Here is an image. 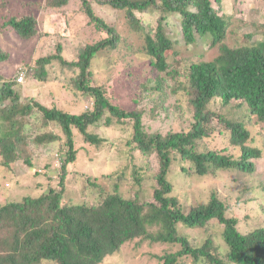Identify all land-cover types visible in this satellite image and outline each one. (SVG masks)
Returning <instances> with one entry per match:
<instances>
[{"label": "rangeland", "instance_id": "374dc122", "mask_svg": "<svg viewBox=\"0 0 264 264\" xmlns=\"http://www.w3.org/2000/svg\"><path fill=\"white\" fill-rule=\"evenodd\" d=\"M90 2L94 13L114 29L118 41L114 47L99 50L91 59L89 83L101 86L110 101L121 108L140 111L146 132L165 135L190 130L193 111L189 94L180 85L184 79L181 75L183 66L189 61L212 60L219 54V45L213 46L208 36L197 34L193 41H187L181 30L180 15L166 14L164 29L177 53L166 51L169 65L165 72L160 71L151 65L144 48V32L155 31L161 13L159 9L134 10L136 24L126 9H114L107 3L95 0ZM212 7L229 19L223 43L235 47L250 44L262 37L264 0H212ZM25 15L33 16L36 21L35 34L31 37L22 38L14 30L2 26L9 16ZM107 36L106 31L97 29L89 21L80 0H69L59 7L49 6L47 0H0V48L7 53V58L0 61V86L4 81H12V89L20 95L19 104L36 100L47 107L71 113L91 109L93 99L75 86L78 68L62 66L52 60L44 67L46 76L43 80L34 77L33 73L36 60L56 53L58 45L64 59L76 60L85 45ZM172 68L180 73L172 76V73H168ZM20 69L24 72V80L17 83ZM159 83L161 90H154ZM7 103H0V108L3 109ZM209 107L220 115L244 121L250 131L245 143L260 149L261 156L253 159V172L211 169L202 176L194 173L189 161L180 156L174 157L168 173L172 184L171 194L178 198L184 212L206 203L212 193L216 194L225 204L226 215L238 220L237 229L247 233L264 225V121L249 114L239 99L231 100L226 105L215 99ZM106 115L98 124L87 128V131L103 138L99 144L84 141L82 134L73 128L76 154L75 160L66 164L67 171L61 186L62 203L91 204L99 194L111 193L114 189L125 196L137 193L141 201L153 200L155 177L160 164L158 155L156 152L143 155L133 148L132 119L117 121L112 118L111 124L106 125ZM11 117L17 119L15 127L19 124L18 134H21L22 140L17 143V159L9 165L3 164L0 154V204L20 201L25 196L39 197L49 188L59 190V157L67 150L66 137L60 126L45 120L38 110L33 109L21 118ZM211 124L210 134L196 140L194 150L214 149L238 157L240 147L231 144L230 131L225 124L216 116ZM8 127L6 122L0 131ZM50 132L59 138L37 142L39 135ZM222 228L217 219L209 220L202 227L177 224L178 233L186 235L192 246L201 245L206 238H210L212 251L219 254L226 251ZM179 248L177 243L135 238L107 256L108 259L102 264H162L158 256ZM190 259L187 257L183 263L193 264Z\"/></svg>", "mask_w": 264, "mask_h": 264}, {"label": "trees", "instance_id": "16d2710c", "mask_svg": "<svg viewBox=\"0 0 264 264\" xmlns=\"http://www.w3.org/2000/svg\"><path fill=\"white\" fill-rule=\"evenodd\" d=\"M68 1L47 0L52 7L63 6ZM95 1L107 3L114 9H126L134 21V10L161 11L155 31L144 32L145 52L157 70L165 72L167 69V50L177 53L164 29L166 14L180 15L181 30L187 41H193L195 34L208 36L211 45H219V54L212 60L189 61L183 66L181 75L184 79L180 85L186 88L193 111L190 130L168 132L165 135L146 132L140 111L121 108L110 101L101 86L89 83L91 59L99 50L114 47L118 35L94 13L90 0H80L89 21L97 29L106 31L108 36L85 45L76 60L64 59L58 45L56 53L36 60L33 76L43 80L46 76L44 67L52 60L62 66L78 68L75 86L93 99V107L80 113H71L47 107L36 100L19 104L20 95L12 89V81H4L0 86V103L8 101L3 109L0 108V127L6 122L9 124L8 128L0 131V154L4 165L17 159V143L22 140L21 134H18L19 124L15 127L17 119L11 116L21 118L33 109L38 110L45 120L60 126L67 146L63 153L65 156L62 154L59 157V190L49 188L39 197L25 196L20 201L0 204V264H102L108 259L107 256L119 251L126 242L135 238L179 244L177 251L158 256L162 264H184L187 257L192 258L190 261L193 264H264V225L247 233L240 232L237 229L238 220L226 215L224 202L214 193L206 203H200L184 212L178 198L171 194L172 184L168 179L172 159L179 156L189 161L194 173L200 176L211 169H239L247 173L254 171L253 159L260 157L261 151L245 143L250 137V131L244 121L220 115L209 104L215 99L223 105L239 99L249 114L264 121V30L262 37L252 43L232 47L223 43L229 19L217 13L212 7V0ZM2 26L14 30L22 38H28L35 34L36 21L31 15L9 16ZM6 58L7 53L0 48V61ZM20 72L24 79L22 69ZM178 72L172 68L168 73L174 76ZM161 87L159 83L153 89L161 90ZM105 113L106 125L111 124L112 118L117 121L132 119L133 148L143 155L151 152L158 155L160 164L155 177L153 200L141 201L137 193L125 196L114 189L104 195L100 192L91 204L62 203L61 186L67 171L66 164L73 162L76 154L73 128L82 134L84 141L99 144L103 138L87 131V128L98 124ZM215 116L229 129L231 144L240 147L238 157L214 149L194 150L196 140L210 134ZM58 138V135L50 132L39 135L36 140L41 143ZM262 191L264 194V184ZM211 219H217L223 225L221 234L226 251L222 254L212 251L210 238H206L201 245L192 246L188 237L177 230L178 223L191 228L202 227Z\"/></svg>", "mask_w": 264, "mask_h": 264}, {"label": "built area", "instance_id": "2783aa9c", "mask_svg": "<svg viewBox=\"0 0 264 264\" xmlns=\"http://www.w3.org/2000/svg\"><path fill=\"white\" fill-rule=\"evenodd\" d=\"M23 80V74L20 72L19 76L17 77V81L21 83Z\"/></svg>", "mask_w": 264, "mask_h": 264}, {"label": "clouds", "instance_id": "9594fccd", "mask_svg": "<svg viewBox=\"0 0 264 264\" xmlns=\"http://www.w3.org/2000/svg\"><path fill=\"white\" fill-rule=\"evenodd\" d=\"M20 83V82H19Z\"/></svg>", "mask_w": 264, "mask_h": 264}]
</instances>
